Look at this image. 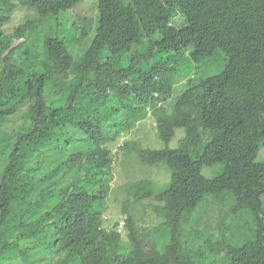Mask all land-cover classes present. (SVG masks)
Listing matches in <instances>:
<instances>
[{"label": "trees", "instance_id": "trees-1", "mask_svg": "<svg viewBox=\"0 0 264 264\" xmlns=\"http://www.w3.org/2000/svg\"><path fill=\"white\" fill-rule=\"evenodd\" d=\"M82 1L0 0V263L37 224L57 264H264V0H96L94 34L75 59L89 31L81 20L67 26L70 14L63 36L57 16ZM19 9L25 19L8 31ZM219 52L224 63L198 80L172 61ZM150 115L165 147L127 141L119 149L165 166L168 181H148L107 229L110 145ZM222 194L234 199L228 218L241 244L199 233L201 246H182L203 200ZM143 200L161 229L136 227ZM243 212L252 227L241 238Z\"/></svg>", "mask_w": 264, "mask_h": 264}, {"label": "rangeland", "instance_id": "rangeland-1", "mask_svg": "<svg viewBox=\"0 0 264 264\" xmlns=\"http://www.w3.org/2000/svg\"><path fill=\"white\" fill-rule=\"evenodd\" d=\"M96 0H83L79 3L74 9L69 10L67 12L60 13L57 18L60 22L61 32H63V36L65 34L70 36L67 32V26L71 24L72 21L78 23L81 20L89 31V38L83 41L79 53L73 52V56L75 59L81 57L82 52L88 47L90 39L92 38L94 31L92 32L95 19H96ZM177 13L174 12L172 16V20L177 18ZM71 14V15H70ZM70 15V16H69ZM25 12L19 9L8 27V31L11 30V27L15 25H19L20 22L25 19ZM69 16L67 19V26L64 18ZM40 31V30H39ZM168 56L163 54L161 56L162 59H166ZM172 58V57H171ZM214 60H203L198 63H189L187 65L186 61H184V57H177L173 64L177 65L178 70L186 76L188 75L193 79H200L204 76L214 75L218 71V67L224 63V54L219 52L215 55ZM185 78V77H182ZM186 79V78H185ZM185 81H179L174 88V91L177 93L180 90H184L186 85H183ZM179 94V93H178ZM177 94V95H178ZM177 97V96H176ZM128 108H126L125 112L130 109L133 102L131 100V96L128 100L125 101ZM172 104V100L168 99L166 103H164V107L170 110V106ZM127 115L125 116V118ZM154 120H152L151 115L146 119H143L139 122L134 123L132 130L118 137L115 142L111 143L110 149L114 152L115 161L112 167L114 173V180L111 183V190L109 193V197L106 200V206L104 211V217L107 220L104 222V226L107 229H111L112 225L122 220L123 213L121 211V206L125 200H128V197H131V200L135 196H141L143 193L147 191V183L148 181L155 182L157 184H163L168 181L169 174L166 169L163 167L155 168V167H146L138 162L136 159L123 155V152L119 149L124 142H139L143 147H148L151 149H162L164 148V144L157 139L156 130ZM175 137L169 143L170 148H176L177 140L180 136L183 135V131L178 129L176 130ZM221 166H217L214 169L205 168L202 170V175L205 177H211L215 175ZM212 170V172H211ZM127 186L124 190L123 187ZM223 200V201H222ZM151 203L148 200L141 201V204L135 208V219L136 227L141 229L142 227H146L148 231L154 232L155 230L161 229L162 220L155 216L151 209ZM234 205V199L228 194H222L220 197L218 196H208L206 197L201 207L197 210L194 217L192 218L189 224L185 225L184 232L180 237L182 246L198 248L201 246L203 240H211L212 242H217L216 235H222L225 239L232 241L233 244L239 245L241 241H235L234 237L236 235V228L234 226L233 215L230 213L228 218L230 209L232 211V207ZM243 214L246 215L245 212L241 216H239V229L241 238L244 234H247L250 237V231L248 230L252 227L251 220L244 219ZM248 217V216H247ZM225 229H222L225 227ZM37 229V224H35L31 228L25 229L26 237L22 240L18 241L17 244L13 247L12 251L9 255V260L6 262L1 261L2 264H57L53 262L54 259L50 253H48V249L44 245H39V242L43 241L45 236L39 233H33L34 230ZM219 229V230H217ZM209 230V231H208ZM208 231V232H207ZM212 231H216L217 233H213ZM199 233L202 235V241H199L198 235ZM208 242V241H206ZM16 258V259H15ZM0 263V264H1ZM222 264H225L223 262Z\"/></svg>", "mask_w": 264, "mask_h": 264}, {"label": "clouds", "instance_id": "clouds-1", "mask_svg": "<svg viewBox=\"0 0 264 264\" xmlns=\"http://www.w3.org/2000/svg\"><path fill=\"white\" fill-rule=\"evenodd\" d=\"M197 212V211H196ZM195 215V214H194Z\"/></svg>", "mask_w": 264, "mask_h": 264}]
</instances>
